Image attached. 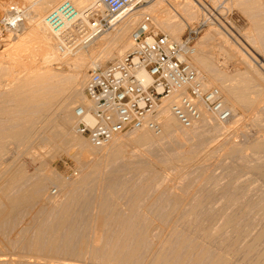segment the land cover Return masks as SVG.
<instances>
[{
  "label": "rangeland",
  "instance_id": "rangeland-1",
  "mask_svg": "<svg viewBox=\"0 0 264 264\" xmlns=\"http://www.w3.org/2000/svg\"><path fill=\"white\" fill-rule=\"evenodd\" d=\"M35 1H28L27 5L39 3V0L37 3ZM63 1L66 0H60L57 6ZM159 1L148 0V3H144V6L151 4L148 9L120 20L121 26H131L126 45L122 40L114 43L108 40L116 31L114 27L117 24L106 28L100 33L103 37L90 44L101 45L104 49L99 47L95 54L83 59L82 62L87 65L81 90L85 93L89 71L95 66L90 61L105 64L123 56L132 47V32L138 25L180 39L189 25L204 22L195 42L192 62L201 70L208 86L220 89L225 102L231 85L237 88L232 90L238 91L247 84L250 91L240 89L244 95H236L243 103L241 100L234 105L226 102L233 111L227 121H218L206 113L203 120L194 126L183 127L178 121L175 131L146 143L131 139L140 130L123 132L118 136L126 139L127 145L118 156H112L109 149L111 144L102 149L94 148L87 137L75 129V108L86 101L84 97L79 101L70 100L75 120L65 127L69 131L62 128L60 121L57 122L60 119L55 118L49 125L53 129L46 127L39 137L40 141L38 138L32 145L27 143L29 147L15 146L7 138L5 141L9 143H4L5 148L0 145V149H6L8 156L2 153L3 150L0 153L6 157L2 160L8 166L9 174L5 175L6 168L1 162L5 174L1 170L3 173H0L5 176L0 174L4 176H0V186L8 183L5 182L9 179L7 177L22 170L25 175L19 176V183H13L9 194H15L19 188L33 187L31 185L39 179L40 182L43 180V185L40 184L38 189L41 194L30 197L12 210L9 216L0 219V264H154L156 257L161 259L157 260L158 264H193L194 259L198 262L194 264H231L230 261H233L232 264H257L262 256L261 263H264V66H260L264 63V0H209L207 6L193 9L184 18L169 16L168 24L163 25L154 18L153 13ZM138 5L143 7L142 2ZM172 12L175 13L172 10V15ZM207 12L211 16L206 19L203 13ZM145 16H150V23L145 22ZM9 26L3 25L4 32ZM27 45L31 47L34 43ZM54 45L60 60L52 59L50 65L57 69L61 67L65 75L69 74L72 68L70 61L65 63L59 58L65 51L59 50L57 39ZM109 48L119 50V55L109 57ZM234 91V94L238 93ZM7 129L9 127H0V133ZM51 129L54 133L59 129V135L52 133L53 137ZM74 134L87 141L91 153L81 158L76 155L71 140ZM1 138L0 144L4 141L3 136ZM1 201L0 206L4 204V200ZM65 205H72L74 212L68 223L59 229L62 209L67 207ZM98 217L102 218L104 225L100 224ZM56 231L60 235L55 243L53 233ZM41 232L43 234L38 236ZM35 240L38 247L33 245ZM82 240L88 241V244ZM155 248L162 254H154Z\"/></svg>",
  "mask_w": 264,
  "mask_h": 264
},
{
  "label": "bare ground",
  "instance_id": "bare-ground-1",
  "mask_svg": "<svg viewBox=\"0 0 264 264\" xmlns=\"http://www.w3.org/2000/svg\"><path fill=\"white\" fill-rule=\"evenodd\" d=\"M28 1L30 3L31 0H5V1L3 0L1 2V4H0V117L3 118V119L0 120V122L2 123V125L0 127H3V126H5L6 128L9 127V129H7L6 132L3 133V131H2V133H3L2 136L4 138V141L7 138H9V139H11L12 142L11 141L10 142L12 144L15 143V146L24 145V147L28 146L29 144L32 145V143H34L35 140L37 141V139L42 135V132L45 131L46 127H50L49 125L54 122L55 118L60 119L58 121L56 119L55 121H57L58 123L60 121L61 125L63 126V127L62 126L61 127L63 129H65V127H67L68 125L73 123V120H75L76 115H74L75 117H73V113H71V110H72L71 106L72 105H71V101L70 100L73 99L74 101H79V99H83V97H84V100L86 99L87 102L85 101V102H83V104L78 105V106H84L85 108H88L90 106V101H89L88 97L86 96V93H84L83 90H81L82 86L85 83V79H86L85 78V73H86L85 72V68H86V65H87V63H84L82 61H83V59H85L86 56H89L91 54L92 55L95 54L96 51L99 49V47H102L101 45L92 46L90 44H92L93 42L94 43L97 42L98 39L103 37L100 34L102 31H100V32L97 31L94 34H92L87 40H85V41L82 40L75 48L66 50L65 53L63 55H61V57H59V58L63 59L62 62L66 63L67 61H70L69 65L71 64V66H72L71 70L68 69L70 71V73L69 74L67 73L65 75V73H63L64 71L63 72L61 71L63 68L58 67L59 69H57L54 66L52 67V65H50V64H52L51 63L52 59L55 60V61L58 59V57L56 55H59V54L57 53L58 51L56 52L57 49L55 48V45H54V40H56V39L58 40V38H57V34L55 32L56 28L51 27L50 24L47 22V18H48V14H49L48 11L51 10V9H52L51 11L57 10L58 7L60 6V4L57 6V3L60 0H39V3H37L38 0L37 1L34 0L37 4H28L27 5ZM66 1H70L76 7V9L78 10L77 16H79V17H84V12L87 9L91 8L92 6H94L96 4V0H66ZM63 2H65V1H63ZM140 2L143 3V7H142V5H138ZM208 2H209V0H161V2L156 4V6L153 8L154 18L157 19V21L159 23H161L162 25L163 24H168L169 16H177L179 18H184V15H186L187 13L192 11L193 9L194 10L195 9H199L200 6H207ZM144 3L145 4L148 3V0H135L134 2L129 4L123 11H121L117 16H115L113 18L114 19V21H113L114 23L110 27L115 26L117 24L114 27V29H116V31L114 33H112L111 36L108 38L109 41H111V42L113 41V43H114V42H116L118 40H122L124 45H126L127 40L129 39V37H128L129 33L128 32L131 29V26L129 27V25H123V24L121 26L120 20L122 18H124V17H129L130 18L132 15H135V14L139 13L141 10L151 6V4H147V5L144 6ZM155 3H156V1H155ZM155 3H154V5H155ZM170 7H172V10H174V12H175V13L172 12L173 15L171 14L172 10L170 9ZM3 12H4V14H2ZM101 14L103 16H106L105 15L106 14V10L104 8H102V13ZM204 16H206L205 18L207 19V18H210L211 14H208V12L207 13H203V17ZM148 17L150 18V16H148ZM146 18H147V16H145V22H146ZM86 21L89 23L90 26H92V24L88 20H86ZM134 21H133V23H134ZM69 23H70L69 21H66L65 25H68ZM148 23H150V22H148ZM5 24L6 25L7 24L10 25L9 26L10 28L9 27L6 28L5 32H4L3 25L5 27ZM145 29H147V27L138 25L137 28H135V30L132 32L133 33L132 34V40H133V36L135 34H138L139 32H141V31H143ZM106 30L107 29H105L104 31H106ZM174 30L177 31V28H175ZM97 35H98L99 38L98 37L94 38ZM91 39H92V41H90ZM101 40L103 41V39H101ZM31 42L34 43L35 46L33 45V46L30 47V46L27 45L28 43L30 44ZM103 42L106 43L105 41H103ZM102 48L104 49V47H102ZM107 50H108V52L110 51V54H107L109 57H112L113 55H116V54L119 55V53H120L119 50H113V49H110V48L107 49ZM194 53H195V47H194L193 54ZM192 55H191V57H192ZM54 57L55 58L57 57V58L54 59ZM59 60L60 59H58V62H59ZM58 62H56V63H58ZM90 63H93L94 65H98L97 60H91ZM260 66L261 67L264 66V63L262 62ZM65 72H66V70H65ZM142 75L145 76V74H142ZM66 76H68V77H66ZM252 80L254 81V79H252ZM243 84H244V82H243ZM246 85H245V87L240 88V89L243 90V89L247 88ZM239 86H237V87H239ZM227 87H228V85H227ZM231 88L233 89L234 87H232V85H231ZM231 88H229L227 90L226 102L234 105L235 103L240 102V100H241V102L243 103L242 99L239 98V97H242L243 92L239 88H238V91L237 90L234 91ZM234 89H237V88L235 87ZM249 89L247 88L245 90H249ZM239 90H240V92H239ZM232 91H234V92L237 91L238 93L234 94ZM245 92H247V91H245ZM239 93H241V94H239ZM237 94L239 95V97L236 96ZM68 100L70 101L69 102L70 104L68 103ZM177 100H178V94H174V95L166 97V98H164L162 100V102H161V104L159 106V110H158L159 119H160V114H161V117H162V119H160V123H161V130L160 131L156 132V131H153V130L148 129V128H141V129H138L140 131H138V133L135 136H133L131 139L133 141H136V142H139V143H146V142L154 140L158 136L160 137L162 134L164 135V133L175 131L177 129L179 119L177 118V116L173 112V105H174V103ZM239 105H241V104H239ZM75 111H76V108H75ZM87 120L89 122H91V118L88 117ZM57 122H55V123H57ZM58 123H57V125H59ZM74 123H77V118H76ZM50 128H52V127H50ZM63 129H61V130H63ZM75 129H76V126H75ZM47 130H49V129L47 128ZM58 130L55 131V133H54L53 130H52L53 132L52 131L51 132L49 131V132L51 133V135H53L52 133H54V135L56 134L55 136H58L59 135V133H58L59 131ZM4 131H5V129H4ZM66 131H64V133ZM2 133H0V134H2ZM61 134H62V132H61ZM54 135H53V137H54ZM117 136H114L107 144H105L102 147H97V146H95L93 144L92 145L94 146V148L97 147V148H101L102 149L103 147L111 144V145H109V149H110V151L112 153V156H115V155L118 156L121 152H123V150H125L124 148H126L125 145H127V144H126V139L124 140V139L120 138L119 136L118 137ZM67 137H69V136H67ZM44 138H45V136H44ZM70 138H71V136H70ZM161 138H162V136H161ZM71 140H72L73 145L76 148V151H77L76 155L78 157L81 158V157L86 156V153H91L90 145L87 143V141H85V139H83L79 135L74 134L72 136ZM4 141L3 142L1 141L2 144H0L1 146H4L3 148H5V144L4 143L8 142V141H5V142ZM39 141H40V138H39ZM127 141H128V139H127ZM27 143H28V145H27ZM69 144H71V143L69 142ZM6 146H7V144H6ZM234 149H236V148H234ZM1 150H3L4 152L2 151V153L5 154V150L6 149L5 150L4 149H0V152H1ZM232 150H233V147H232ZM2 153H0V156H2L1 155ZM4 154H3L2 158L0 157V165H1V162L4 163V161H5V160L4 161L2 160L3 157L5 155L8 156V153H6L5 155ZM105 155H107V154L105 153ZM101 157L103 158L104 155L101 156ZM4 158L6 159V157H4ZM102 158H100L99 160H101ZM8 159H9V157H8ZM102 162H103V160H102ZM7 163H8V161H7ZM4 165H5V163H4ZM4 165L2 164V166H4ZM6 166L7 165L4 166V169L6 168ZM7 169L8 168L5 169L6 172H7ZM0 170L4 172V170L1 169V166H0ZM3 172H1V173H3ZM8 172H7V174H5V172H4V174L8 175L9 174ZM23 172H24V170H22V171H20L18 173L12 174V176H10L11 175L10 174L9 175L10 177L6 176L9 179H7L8 181H5V180L4 181L8 182V183L3 182L5 184L4 185L1 184V186L3 185L2 187L0 186L1 187L0 203H2L1 200H4V204H2L0 206V219L9 216V213L12 210H15L16 208L20 207L21 204H23L27 199H30V197L34 198L36 195L41 194V193L38 192V189L40 188V184H42L41 182L43 180L40 182V179L34 185L33 184L31 185L33 187H27L26 189H20L19 188V190H17L18 192H16L15 194L14 193L13 194H11V193L9 194L10 188L12 189L11 186H14L13 183L15 181H18V183H19L20 180H17L19 178V176L25 175ZM4 174H1V175H4ZM4 176H1V177L4 178ZM1 177H0V181H1ZM1 183H2V181H1ZM16 188H18V187H16ZM28 188H31V189H28ZM35 191H37V192H35ZM77 197H79V196H77ZM65 206H67V207H64V209H62L63 210L62 216L60 215L61 216V218L59 219L60 221L58 220L60 222L59 223V229L64 224L68 223V221H69V219H70V217L72 215V211H73L72 210L73 209L72 205H70V206L69 205H65ZM101 217H103V216H101ZM101 217H98L99 219H97V220H99L100 224L102 225L103 221H102ZM124 223H127V222H124ZM53 224H51V226ZM70 225H71V223H70ZM103 225H104V223H103ZM93 226H94V224H93ZM67 227H68V225H67ZM172 227H174V226H172ZM172 227H170V229ZM72 228H74V227H72ZM95 228H97V227L95 226ZM129 229H127V230H129ZM38 230L41 231L40 229H38ZM147 230H149V229H147ZM171 230H173V228ZM97 231L98 230H96V232L95 231L94 232L97 233ZM175 231H176V229H174V232ZM59 232H61V230H59ZM127 232H129V231H127ZM37 233H35V234H37ZM42 234L43 233L41 232V233H39L38 236H40ZM53 234H55V237L52 236L53 237V241L55 242V241L58 240V235H60V234L57 233V231L55 233H53ZM123 234H124V232H123ZM49 235H51V234H49ZM131 235H133V233ZM131 235H129V236H131ZM146 236H147V234H146ZM52 237H51V239H52ZM173 237L174 236H172V238ZM96 238H98V237H96ZM145 238L144 239L140 238V239L145 240ZM257 238H258V236H257ZM46 239L48 240V238H46ZM66 239L68 241V238H66ZM183 240H185V239H183ZM259 240H261V238ZM82 241H85V240H82ZM85 242H87V244H88V241H85ZM140 242H142V241H140ZM35 243L37 244L36 240L34 241V244H33L34 246L36 245ZM42 243H44V242H42ZM89 243H91L90 240H89ZM95 243H97V242H95ZM47 244H48V242H47ZM52 244H54V243H52ZM138 244H140V243H138ZM256 245H257V243H256ZM242 246H243V244H242ZM242 246H241V248H242ZM247 246H248V243H247ZM250 246L252 248V244ZM35 247H38V246L36 245ZM63 247H65V246H63ZM85 247H86V244H85ZM136 247L138 248V246H136ZM237 247L235 246V248H237ZM95 248H96V246H95ZM251 248H250V250H251ZM256 248H258V245L256 246ZM36 249L37 248H33L34 251H37V250L39 251V249H37V250ZM94 249H92V250H94ZM231 249H233V248H231ZM239 249L240 248L238 247V250ZM85 251H86V249H85ZM88 251L89 250H87V252ZM155 251L157 252L156 248H155ZM227 251H229V250H227ZM156 252H154V254H156V255L160 254V253H158V252L156 253ZM161 252H163V251H161ZM246 252H247V250H246ZM253 252L251 250V253H253ZM257 252L258 251H256V253ZM82 253H83V251H82ZM132 253H134V252H132ZM234 253H235V251L233 252V255H234ZM251 253H249V254L251 255ZM262 253L263 252L259 253L260 256H261ZM186 254L188 255V253H186ZM221 254H219V255H221ZM223 254H225V253H223ZM125 255H126V253H125ZM134 255H135V253H134ZM233 255H230V256H233ZM248 255H246V256H248ZM262 255H264V254H262ZM237 256H239V255H237ZM246 256L243 257V258H246ZM164 257H165V255H164ZM258 257H257V259H258ZM119 258H117V259H119ZM225 258H226V256H225ZM230 258H229V260H230ZM262 258H263V256H262ZM262 258H261V262H263ZM155 259L159 260V258H157V257ZM184 259H183V261H184ZM220 259H222V257ZM148 260H150V259H148ZM151 260H153V259H151ZM157 260L154 261L155 262L154 264H158ZM194 260H193L194 263H198V262H196ZM232 260H234V259H232ZM250 260H252V259H250ZM250 260H249V262H250ZM47 261H49V260H47ZM128 261H130V260H128ZM183 261H181V262H183ZM241 261H242V259H241ZM259 261L258 262L256 261L257 264L258 263L259 264H264V263H261ZM169 262H167V263H169ZM123 263H124V261H123ZM211 263H212V261H211ZM230 263L232 264L233 261H230ZM237 263H239V260H238ZM38 264H40V262ZM130 264H131V262H130ZM150 264H151V262H150ZM162 264H164V263H162Z\"/></svg>",
  "mask_w": 264,
  "mask_h": 264
},
{
  "label": "built area",
  "instance_id": "built-area-1",
  "mask_svg": "<svg viewBox=\"0 0 264 264\" xmlns=\"http://www.w3.org/2000/svg\"><path fill=\"white\" fill-rule=\"evenodd\" d=\"M134 1L96 0L84 17L77 16L78 10L70 1L63 2L47 18L50 26L56 28L59 50L73 49L95 32L104 31ZM102 8L106 16L101 14ZM146 20L150 18L147 16ZM66 21L70 23L65 25ZM203 24L189 25L180 39L148 27L133 36L132 47L123 56L93 66L85 87L90 106H78L75 111L77 131L97 147L123 132L141 128L158 132L159 106L164 98L174 94H178V100L173 112L183 127L199 123L206 113L218 121H227L232 111L222 92L206 84L191 59Z\"/></svg>",
  "mask_w": 264,
  "mask_h": 264
}]
</instances>
